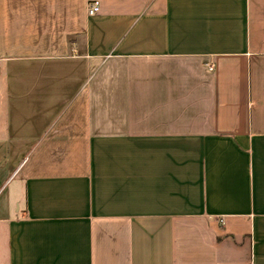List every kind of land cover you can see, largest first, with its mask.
I'll use <instances>...</instances> for the list:
<instances>
[{
    "label": "crops",
    "instance_id": "0c3cea01",
    "mask_svg": "<svg viewBox=\"0 0 264 264\" xmlns=\"http://www.w3.org/2000/svg\"><path fill=\"white\" fill-rule=\"evenodd\" d=\"M94 1L0 0V264H264V0Z\"/></svg>",
    "mask_w": 264,
    "mask_h": 264
},
{
    "label": "rangeland",
    "instance_id": "374dc122",
    "mask_svg": "<svg viewBox=\"0 0 264 264\" xmlns=\"http://www.w3.org/2000/svg\"><path fill=\"white\" fill-rule=\"evenodd\" d=\"M14 186V183H12L7 189L6 191H4L1 195H0V206L1 205H4L7 203V195H8V191L10 192L12 190V187ZM0 245H1V248H5L3 247L4 246V241L3 239H1V242H0Z\"/></svg>",
    "mask_w": 264,
    "mask_h": 264
},
{
    "label": "built area",
    "instance_id": "2783aa9c",
    "mask_svg": "<svg viewBox=\"0 0 264 264\" xmlns=\"http://www.w3.org/2000/svg\"><path fill=\"white\" fill-rule=\"evenodd\" d=\"M99 7H100L99 2L95 0V1L92 3V5L89 7V9H88V13H89L90 15H93V14L97 13V12L99 11ZM209 69H210V70H213V66H212V65L209 66Z\"/></svg>",
    "mask_w": 264,
    "mask_h": 264
}]
</instances>
